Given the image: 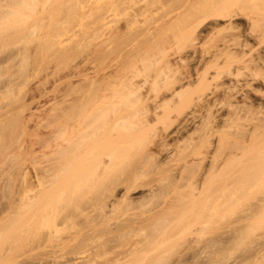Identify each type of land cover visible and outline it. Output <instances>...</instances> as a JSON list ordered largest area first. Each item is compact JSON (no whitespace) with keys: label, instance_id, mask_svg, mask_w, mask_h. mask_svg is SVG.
Masks as SVG:
<instances>
[{"label":"rangeland","instance_id":"1","mask_svg":"<svg viewBox=\"0 0 264 264\" xmlns=\"http://www.w3.org/2000/svg\"><path fill=\"white\" fill-rule=\"evenodd\" d=\"M72 1L70 3H72ZM79 1H81L82 6L79 4H76L75 5L76 10H73L74 9L73 4H75L74 3L75 0H74L73 4H71L72 6L70 5L71 10L68 9V10H66V12H64V11L55 12V13L53 12L49 15L45 14L41 11H39V13H37V12L33 13L37 17H39V16L45 17L47 15L45 18L48 17L51 20L48 19V22L50 21V23H47V24L43 23V26L39 25L41 28L38 26V28H37L38 30H37V32L35 30V34H34V35H36V34L37 35L34 37L32 36L33 39L31 37L28 38V36H29V34H27L28 30L26 28V31H25V29H24L25 25H24V27L22 26L23 27L21 30L22 31L21 37H22V43H23L22 47L26 50V53H24V56L22 59L21 58H18L19 60L17 58L15 60H11L8 58L6 59V57L8 56V53H9V49H11L9 44L6 45L3 48V50L2 49L0 50V56H1L0 57V89H2L0 91V108H2V109H0V119H1L0 120L1 121L0 122V149L2 148L0 151L3 152V153L0 152L2 154L0 156H1V158L3 157V155L5 156V158L3 157V160L1 159V161H0V178H1L0 179V200L2 198V200L0 201L1 202L0 203V209H1L0 210V214H1L0 220H2V222H0V264H45L43 262H44V260L46 261L47 259H49L48 257H51L49 259V261L47 260L49 263H51V261H53L51 259H53L54 257H59L60 255L67 256L66 259H68L69 264H71V263L73 264V262H74V264H80L78 261L80 259H76V257H78L79 255H76L74 253H73L74 254L73 255L71 253L72 248H74L75 246H70V244L73 245L72 242L74 243L75 241H76V244L79 243V241H81V239H82L81 238L82 233H83V236H85L84 235L85 233L86 234L89 233V231H85L88 229H85V230L82 229L83 232L79 231V233H81V234H79L78 232H75L74 229H73L74 231H72V229L69 231V229H68V228H70L69 224H68L69 227L67 229L66 228L64 229V227H61V229L59 230L60 232L59 231L57 232V233H60L61 235H59V234L56 235L57 237L62 236L65 239L64 243L61 244V246L59 245V247H61V248L64 246L61 250V248L59 249V248H57L58 246L56 247V245H55V243L57 242L56 238L51 239V240H54L53 243L51 241H49L48 243L46 242V244L44 243L45 245L44 244H38L39 239H37V238H40L44 232L48 231V230H43V229H46V227L44 225L47 221L42 220L41 224H37V225H39V229L42 228V226H43V228H42L43 233L41 232L42 235L40 234L41 236H39L38 233L40 230L36 228L37 226L36 227L33 226V229L35 228L34 229L35 231H33V229H32L29 232V235L27 236V237L30 236L29 239L27 238L28 241L26 240L27 244H29V242H30L29 245H27V244L25 245V246H27V248L25 246L22 247L21 244H18L21 242V240H19L20 237H17L19 234L18 233L19 232V222L17 219L19 217H17L18 216L17 215L18 207H16V205L18 204L17 201H19L18 194H17V193H19L18 184L20 183V181L22 179H21V176H20V178H18L19 172H17V171L19 169H17V167L20 164L16 163V161L18 162V159H19L18 157L16 159V156L18 154H21L22 152L24 153L23 149L25 148L26 152L24 154L23 159L26 158L25 161H26V165L28 164V166H29L28 169H30L31 171L34 170L33 165H29L30 160L28 158H30L32 156L34 158L36 157V159H33V160H37L39 158V156L41 155L39 153L40 150H39V152L36 151L37 149H40V148L38 147L37 144L34 143V141L36 139L35 133L37 132V123L36 122L43 115H45L46 112H48V109H50L51 106L55 105L56 100H58L55 98H59V97L63 98L64 94H67L64 97V100H65V99H69L72 97L74 98L80 94L79 90H76V89L71 90V87H69L67 85H70V84L75 85L76 83H79V82L81 83V81H84V79H81V78H84L82 74L86 73L87 71H90L91 76H94L93 74H95L96 72H101L100 70L98 71L96 68L98 65H99L98 69L101 68L100 66H102V64H103V66H102L103 69L105 67L104 64L109 65L108 68H111V67L113 68V65H116L117 63H119L120 62L119 60L122 58L119 54V51L120 50L122 51V49H124V48L127 49L128 47H130V45L134 46V47H136V49H138L139 56L135 57V60L132 61L131 64L133 66H130V67L128 66V68L125 71L126 74L132 73L133 69H137L139 67L141 68L142 65H143L142 67H145V65L147 67V64L142 63V62H145L144 58L147 57L146 60H149V59L152 60L153 56H155L156 54H159L158 53L159 51H163L164 49H166V51L164 50L165 52H167V50L170 49L171 53L173 50L179 51L178 48L180 47V45L182 43V35L184 33V30L190 28V25H191V27H193L192 26L193 24H191V23L189 24V22L191 20H192L191 22H194V20L196 22V20H197L196 18L201 17L203 14H206V13L210 14L211 19L207 23H205L204 25L201 24V25H203V27L206 26V27H204L205 29L201 25H199L200 26L199 28H198V26L196 28L197 32L199 31V29H201L200 33L198 32L200 35H199V38L197 41L198 44L196 45L197 46L196 50L198 51V53L196 50H195L196 52H194V54L196 53L197 56L194 55V57H193L194 59H192V58H190V57H192V54H190L191 56L189 54H188V56L185 54H182L181 58H180L181 60L176 61V62H179V61H181V62H179L177 64L174 63L171 65L173 70H175L172 73H175V75H183V74H181V72L182 73L189 72L191 68L193 70L197 69L199 71H202L201 69H206V70H208L209 73H211L215 69L213 66H219V69H218V71L220 72L219 76L214 78V79H211L209 81L211 88H213L212 86L217 84V83H220V84H217L218 85L217 88H219L221 85H224V83H225V85L230 84L231 88L235 89V86L236 85L239 86V83L241 84V86L243 85V80H246V79L247 80L249 79L248 81L251 80L250 81L251 85L248 87L249 90L247 89L246 92H244L245 95L237 96L236 98L238 101L235 99L236 100L235 102H237V103L240 102V105L236 103L237 105H239L237 112L240 113V116H238L239 113H237L235 115V113L230 112L231 110L229 111V108L227 107L229 100L227 97H226V106H225L224 101H223L224 97H222L220 94L218 95L217 102L219 104L220 103L223 104L222 107L220 108V112H218V113H219V115H221L225 118L226 123L225 122L224 123H222V122L218 123V129L219 130L217 129V133H215V136L217 138L219 137L220 140L222 139L221 141H222V143L226 144V147L229 146L226 148L227 150L230 149L231 145L233 146V147L231 146V149L234 148L235 143L238 146L237 151H240V148L242 149V151L240 152V153H242L241 154L242 156L240 155L239 157H237V159H231L230 161L227 160L228 162H226L225 167H224L226 174H228L229 170L230 169L232 170V168L235 166L239 165V166L246 167L250 163L254 164V160H255L256 156L264 155V152L262 151L264 149V126L262 124H260V125H258V127L256 129L253 130V122H257V123H254V125L258 124V122H260L264 116V114L262 115V113H264V0H174V1L173 0H161V2H159L160 4L155 3V5L159 4V5H156L155 8H153L154 4H151L153 6L152 7H151V5H149V6L152 9L148 6L146 8L149 10L145 9L146 11L142 10V11H138V13H136V11H134L132 9H126V11L123 9L121 10L120 7H119V9L115 10L116 11L115 12L113 10L114 7L113 6L110 7L111 4L108 5L110 3V0H109V2H107V0H106L105 1L106 3L104 2V0L103 1L98 0L99 4H100V2H101V4H103V6H102L103 8L100 7L101 4L98 5V2L96 0H94V1L92 0V5L90 7H88L90 4L87 5L89 3V2H87L88 0H85V1L79 0ZM147 1L150 2L151 0H147ZM167 1H168V3H166ZM90 3H91V1H90ZM209 3L212 6H210ZM93 4H94V6H93ZM96 4L98 5L99 8L97 7ZM105 5L110 7V12H109V8H107V6L105 7ZM79 6H80V8H78ZM86 6L88 7V10L86 9L88 11V14H86L87 11L86 12L84 10L82 11V9L86 8ZM95 6H96V10H93ZM91 7H92V9H91ZM104 7L107 9V12L104 9ZM97 8H98V10H97ZM111 8H112L113 12H111L112 11ZM100 9H101V11L105 10V12L99 11ZM127 10L129 11V14L126 13V12H128ZM231 10H233L234 13H236L235 11H237L238 13H236V14H238L239 16L236 15L237 17L233 18V20L231 19L232 21L230 20L231 21L230 23H232V24L230 25L226 21L225 16L227 15L226 17H228L229 14H232L233 11H231ZM91 11H92V13L94 11L93 14L95 16H92L93 14L91 13ZM95 11H97V14L99 15V16H97L98 19H100V18L103 19L101 22L96 19L97 14ZM121 11L122 12L124 11V12L122 13ZM103 12H104V14H103ZM105 13L109 14V15H106ZM25 15H26V13L23 14V16H25ZM101 15L102 16L105 15L104 18ZM218 16L219 17L222 16V19L221 20L217 19ZM105 17L107 19V22H106ZM132 19H133V21H131ZM223 19H225V20H223ZM95 20H97V21H95ZM45 22H47L46 19H45ZM195 22H194V26H195ZM44 24H46L47 26L46 25L44 26ZM188 24H189V26H188ZM126 25H127V27H126ZM111 40H113V41L111 42ZM225 42L227 45L224 44ZM102 44H104V45H102ZM95 45H97V46H95ZM107 46H108V48H104ZM222 47H223V49H222ZM225 48H226V52L224 50ZM94 49H95V51H94ZM221 49H222V51H221ZM205 50H206V53L204 52ZM101 51H103V53ZM211 51L217 52L216 53L217 56H219V54L221 53L220 56L217 58V60L216 61L214 60L215 61L214 63L212 62L213 66H211L212 64L210 62H207V63L211 64V65H208L207 63H205L209 59L208 55L210 56L212 53L214 54V52L211 53ZM96 54H97V56H96ZM199 54H200V56L205 55L203 57V59L201 60L204 62H199V61L197 62V59L200 57ZM98 55H101V56H98ZM150 55H152L151 58L149 57ZM216 55H215V58H216ZM85 56L87 58H89L90 61H83V59H85ZM184 56H185V58H184ZM224 56L226 58H224ZM3 58H5L6 60ZM100 58L102 59L101 61H100ZM182 58H184V59H182ZM91 59H93V61ZM190 59H192V60H190ZM9 60L12 62H10ZM141 60H142V62H141ZM157 60H159V59H157ZM79 61L81 63H79ZM4 62H6V63H4ZM97 62H99L100 64ZM153 62H154V60H153ZM145 63H147V61ZM203 63L207 64V65H204ZM78 66H79V68H78ZM94 66H95V72H92V71H94ZM135 66H138V67L135 68ZM176 66H177V68H176ZM85 67L87 70H85ZM108 68L104 69V70L109 71ZM192 69H191L190 73L193 71ZM151 71H153V67L151 68L150 73H151ZM87 73H89V72H87ZM185 74H187V73H184V75ZM142 77H143L142 75L135 76L134 80L139 82V83H142V80H141ZM69 79H71V81ZM148 81H150V79L145 80L143 82L142 90L144 92H147L148 96L152 97V96L156 95V96H158L157 99L160 98L162 96V94L164 93L163 92L164 89L163 90L160 89V88H163L162 87V85H163L162 81H161V87L160 88L157 87V86H160L159 85L160 84L159 79H158L157 85H152L151 81L150 82H148ZM221 83H223V84H221ZM8 84H9V86H7ZM191 84H193V85H191ZM191 84H188L191 86H187L185 84V87L187 86L188 91L185 93V90H184L183 96L186 98H191L193 95H195V93H194L195 91L202 90V89H200V87H198V86H200V84H197L194 82H192ZM195 84H197V85H195ZM4 86H7V87H4ZM155 87L159 88L161 91L159 89H156ZM185 87H184V89H185ZM65 88H67V89H65ZM204 89L205 88H203V91H204ZM208 89H205V91L208 92L209 91ZM43 90H45V91H43ZM142 90H141V92H142ZM156 90H158L161 94L159 92L156 93L157 92ZM186 94H188V96ZM16 95H17V97H16ZM60 95L61 96L63 95V96L61 97ZM66 96H68V97H66ZM41 98H43V99H41ZM174 100L177 101V99H175V98H174ZM8 101H10V102H8ZM41 101H43L42 104H41ZM13 102H14V104H13ZM21 102H23V103H21ZM24 102H26V103H24ZM35 102L38 104H36ZM171 102H173V103H171ZM171 102H170L171 105L175 104L174 101H171ZM122 103L123 104L119 105L121 107V109H126V107H127V110L130 108L131 109L133 108L129 102L123 101ZM128 104H129V107H128ZM18 106H20V107H18ZM119 106H118V108H120ZM179 106H180V104H179ZM240 106L242 107V110H241ZM176 107L178 108V105ZM176 107H174V108H176ZM262 107H263V110H262ZM169 108L172 109V112H168L169 116L171 117V114H173L177 108L176 109L171 108V107H169ZM12 109H13V111H12ZM18 109H20V110H18ZM33 109H36L35 110L36 112ZM9 110H11L10 113H9ZM259 110H261V111H259ZM30 111H32V112H30ZM169 111H171V110H169ZM4 112H6V113H4ZM38 112H40V113H38ZM254 112L255 113L259 112L258 115L260 117L257 116L259 118V119L257 118L259 121H255V120H257V119H255L256 116H255V118L252 119V117H253L252 115H255ZM7 113H8V115H7ZM29 113L31 114L30 118L28 117V115H30ZM10 115H11V117H10ZM39 116H41V117H39ZM5 117H7V118H5ZM35 117H37V118H35ZM27 118H28V120H27ZM3 119H5V120L3 121ZM7 119H8V121H7ZM15 119H17V120H15ZM31 119L32 120L35 119V120L32 121ZM166 119L165 118H164V120L159 119L158 121H154V123L151 122L152 126L148 127V128H151L152 130L148 129L147 126L144 128L142 127L143 129L140 128L141 129V132H139L140 136L139 135L137 136V138H136L137 140H135V138H134L135 143H136V141L139 140L137 143L140 144L141 147H140V145L138 146V144H136V145L140 150H137V152H136V150L134 148H137V147H136V145L134 147L133 146L134 144H132V146L134 147L133 148L134 150H131L132 149V147H131V149H129L130 152L128 151L129 153L127 152L128 153L127 155H125L126 153L123 154L125 157L121 155L122 158H121V156H120V158H118V160L120 159L119 160L120 163L122 162L120 166H119V164H120L119 162H118L119 164H117L116 166L112 164L113 167H111V168L113 170H111V168H110V170H108L105 173L107 178L102 177L104 179V181L108 180V183H110V184H111V182H109V178H111L110 181L111 180L121 181L122 179H124L123 177L127 176L125 174L128 173L130 170H134L137 165L138 166L136 168H139V165L141 167L142 164H138V163H140V162L143 163V160L145 161L144 158L142 159V157L146 154L145 151H148L147 150L148 148L151 149V147L153 145L152 142H155L157 137L160 135L159 133H164V131L166 132L165 128L170 124L169 123L170 121H168V119L167 120ZM19 120H21V122ZM170 120H172V117L170 118ZM165 121H166V123H165ZM167 121H168V123H167ZM9 124L11 126H8ZM14 124H16L18 126H15ZM20 124H22L21 127H20ZM27 124H29V125H27ZM33 125H36V127H33ZM245 125H247V126H245ZM173 126L174 125L172 124L171 127H173ZM247 127H249V128H247ZM14 128H16V129H14ZM19 128H21L23 130H24V128H26L24 131L25 133H23V130H21ZM28 128L30 129L29 131H28ZM6 129H8L9 132ZM34 129H36V131ZM31 130H32V133L30 132ZM169 130H170V128H169ZM34 131H35V133H34ZM151 131H153L154 132L153 134L156 135L155 137L153 136V138L150 137V134H152V133H150ZM65 132H67V131H65ZM65 132H63L64 135H65ZM32 134H34V135H32ZM141 135H143V136H141ZM8 136H10V138ZM18 136H21V137H18ZM11 137H12V140H11ZM17 137L20 139H17ZM138 137H140V139H138ZM7 138H9V140ZM58 138H60V137H58ZM58 138L56 139V141L58 140ZM31 139L34 141H32ZM28 140H30V141H28ZM60 140L61 139H59V141ZM56 141L53 139L51 141L52 146L45 147L46 150H45V148H42V152L43 151L48 152L49 150H51V148L53 147V144H55ZM21 143H22V146H24L23 149H21V148L14 149L16 145H20ZM230 143H232V144H230ZM28 145H30V146H28ZM32 146L33 147L35 146V148L33 149ZM143 148H144V150L146 148L147 149L144 151ZM201 148L204 149L203 147H201ZM28 149L29 150L31 149L30 150L31 154H30V152H28L29 151ZM202 149H200V150H202ZM20 150H21V153L19 152ZM141 150H143L145 152V154L142 151L144 155L141 154L142 156H139L141 153L140 152ZM227 150H226V152H227ZM10 151L13 153H11ZM35 151L37 153H35ZM198 151L195 150L194 153H196ZM14 152H16V153L19 152V153L18 154L15 153L16 156L14 157ZM133 152L135 154H133ZM7 154H9L10 156L9 155L7 156ZM28 154H30V155L28 156ZM196 154L192 155V156H194L193 158H195V159H197V156H199V155L196 156ZM26 155H27V157H25ZM36 155L37 156L39 155V156L37 157ZM180 155H176V159L174 160L175 163L173 162L174 165H176V166H178L179 164H180V166L183 165L185 163L186 159H190L192 157L191 155L190 156L187 155L186 151L183 154L181 153ZM184 156H186V157H184ZM137 157H140V158H137ZM126 158L129 161H127ZM174 158H175V156H174ZM20 160L21 159H19V161ZM10 161H11V164H10ZM176 163H178V165ZM114 164H116V160H115ZM24 165L22 167H24ZM13 166L16 169H14ZM118 166L120 169L118 168ZM156 166H157L156 164L149 165L148 166L149 168L146 167L147 170H146V168L143 167L144 170H146V171L144 172V170H143L144 173L141 176H139V178H138V180L139 179L141 180L138 182L140 184V186L138 184V188L140 191H136L138 195L141 192L142 193H149L153 189L156 190L157 187H159V184L161 185V183L166 180L165 177H166L167 173L165 174V171H163L164 169L163 170L161 168L157 169ZM180 166H178V167H180ZM11 167H12V169H11ZM116 169H117V171H116ZM31 171L29 173L30 175H31ZM120 172H122V173H120ZM124 172H126V173H124ZM13 174H14V176H13ZM105 174H103V175H105ZM107 174H109V175L107 176ZM120 174H121V176H120ZM9 175L11 176V178L9 177ZM171 175H173V171H171L170 173L168 172V174H167L168 177H170ZM215 175L214 176L212 175L214 178L213 177L209 178L212 180V181H210L211 185H213V183L216 184ZM5 176H7V177H5ZM162 178H164V179L160 183L159 181H161ZM103 179H101V181L100 180L99 181L104 182V181H102ZM99 181H98V184H100ZM238 181H235V183L233 182V184H231L232 186L229 184L231 187V190L227 184L226 188H229V189L226 192L225 210H223L222 208L217 206L213 212H212V210H210L211 212H207L202 207V205H203L202 203L205 202V199H207V197H208V199H210V202L212 200H214V197L216 196V192H212V190L215 189L214 188L215 184L211 188V187H209L210 185L208 186V184H210V183L207 182L208 183L207 185H205L200 190H198L199 193H197L196 190H193V192H192L191 188H189V187L185 188V187H183V185L181 187H175L174 189H168V191L165 190V192L162 193V195L160 197H158L159 200H158L157 204H158V206L159 205L162 206V207L159 206L160 209L164 208V207L166 209H168L169 205L173 204L174 202H176L177 205L179 203V206L181 203L185 204V209H184V206L182 204L180 206L183 208L182 210L177 207L178 210H180L179 213H176V212L170 213V212H172L171 208L168 209L169 210L168 212L165 210V208H164L165 211L163 209H161V210H163L162 212H164V214L165 213L167 214L165 218L172 219L173 215H174L173 216L174 218L177 217L176 220L172 219V221H175L176 223H174V222L172 223V225L174 224V226L167 225V226H169V228L171 227L173 230L171 228L169 229L167 226H166L167 228L165 231L160 230L162 232V235H164L163 232L165 233L167 231L170 233V235L168 233H165L168 236L164 235L165 237L161 238L160 237L161 235H159V233H158L157 236H159L162 241L161 240L159 241V237H158L157 240H158V242H160V244L158 242L155 244L156 245L159 244L160 245L159 247H161L160 249H158L159 248L158 247L157 250H155L156 249L155 246H154L155 249L153 248V246L152 247L150 246L151 243L156 240V238H157L156 235H155L154 239H152L153 241L150 242L147 240L146 243L149 242L147 244V246H150L155 251L154 252L153 250L152 251L149 250L150 252H153V253L147 252L146 255L148 253H150L147 256H142L143 255L142 253H144L143 250L141 253L138 249L137 250L142 255L139 256L138 255L139 253L137 251L135 252V250L132 249L136 253V254H134V252L130 251L131 247L133 248V246H130V245L131 244L134 245V242L136 241L137 247L138 246L140 247V245H141L139 243L140 241L138 242L137 239L135 240V237H137V236H138L137 238L139 240H141V238H142L141 234L142 233L140 231H143V230L146 231V229H147L146 232H149L148 234H150L151 232H152L151 235L154 234L153 231L151 230L152 229L151 227H153V225H151V222L153 223L154 221H156V223H158L157 220H154V217H156L158 219V217L161 218L160 216H162V214H163V213H161L159 215V213L161 212V210L158 209L159 207L153 208L154 210L152 209V211H150L151 213L146 212L147 215H146V213L144 215V213L141 212V213H143L142 216H139V214H140L139 212L141 210H138V211H137V209H136V211L131 210L133 212V214H132L130 211L127 212L125 210V208L123 209V207H120V209H119V210L123 209L122 211H116L117 207H114L115 212L113 211L112 214L109 212L110 216L111 215H113V216H111V217L109 216V218L107 217L105 219L106 221L102 219L103 222L100 221V223L102 222L101 223L102 225L99 224L100 225L99 226L97 224V226L99 227L98 230L100 232V234H98V237L100 236V237H102V239L105 238V240L110 237L109 240H113V241L110 242V241L106 240L107 242H110V243L106 242V245L104 246L105 243L102 244L101 242H105V241H102V240L100 241V239L98 237H95V239L98 238L99 240H92L91 237L88 236L90 233L86 235V237L88 236L89 238L83 237L84 240L89 239V241H92V242H89L87 240L88 242L85 243V246H83L84 249L86 248V250H87L89 248V250H90V251L87 250L84 255H86V256H88V254L92 255L91 260H93L92 261L93 263L90 261L91 263L88 262L87 264H109V262L106 263V261H108V260H110V262L114 263L115 260H113V259L118 255H121V257H122V255H124L126 251H127L126 256L130 255V252H132L131 254H134L135 258H136V255L138 257L134 260L132 258L128 259L129 258V256H128V257H126L127 259L124 258L125 263L127 261V263H130V264H168V263H170L171 260L173 261V259H170L169 255L172 254L171 257H174L176 259L178 257V260H181V259H179V256L181 255L180 258L184 257L185 250H187L186 252L188 253L189 256L192 255V257L191 256L189 257L188 255H186L189 258L188 261L190 260V258L192 260H194L197 257L198 260H196V261L198 263H196L194 260L193 262H195V263H193V264H201V263L204 264L206 260L203 261V258H205L207 256H211V255H212L211 258L210 257H209V259L205 258L207 260H210V261H207V263H210V264L211 263L212 264H264V211H261L257 215H254V216L252 215V217H250L251 219L246 216V214L248 213L246 211V209L248 208L250 210V208H255L257 206V203L260 202V197L264 193V172L263 173H262V171L258 172V175L254 174L248 183H244V182L242 183L240 181H239L240 183H237ZM185 182H186V180H185ZM185 182L182 181L180 183L183 184ZM106 183H107V181H105L104 183H101L100 185H102V187H103V185H105ZM164 183H166V182H164ZM235 184H236V186H235ZM107 185L108 184H106V186ZM109 186L110 185H108L107 187H109ZM141 186H142V188H140ZM232 187H233L234 191L236 190L238 193H236V191L232 192L233 191ZM119 188H121V186ZM70 190H68L66 195H63V197L67 196V194L69 192H72L73 193L72 195H68V198L62 197L64 199V201L67 199L65 201V203H63V200L61 202L63 205L66 204L65 205L66 207L61 204L62 208H64V207L66 208V209L64 208L65 210H63L64 211V213L62 214L63 217L61 216V213H57L58 211L56 212V210H55L56 214L55 213H53V214L56 215V217L61 216L62 218H64L65 217L64 215L68 211H69L68 212L69 214L74 213L75 215H77L75 213V211L73 212L75 207L73 206V208H72V205L76 201H78V203H79V199H80L81 195L77 196V193H74L77 190H75V191H70ZM82 190H80V193L82 194V198L84 197L83 199L86 198L85 196L87 195V193L89 196V197H87L88 200H90L91 198L94 197V196L91 197L89 195V191L87 190V188H86V190L82 188ZM84 190L86 192L87 191L88 192L86 193V192H84ZM10 191H11V193H10ZM166 191H167V193H166ZM229 191H230V193H229ZM82 192L84 193V195ZM91 192L94 193L93 191H91ZM91 192H90V194H91ZM231 192L233 194H231ZM191 193H194L197 198L194 197V195ZM12 194H15V195H12ZM73 195H75V196L73 198V201L71 202ZM91 195H93V194H91ZM133 195H136V194H133ZM77 197H79L78 200H77ZM177 197H179L181 199L186 198V201H188V203L183 202L182 200H180ZM163 198H165L166 200L164 199L165 200L164 201ZM175 198H177V201H175ZM81 199H80V201H81ZM191 199L193 201V204H191L192 203ZM88 200H86L87 205H84V202L81 201L83 204L82 206H85V207L88 206V208H89V206H91L89 204H92L93 201L91 199L88 203ZM67 201H70L71 204L69 205V203ZM172 201H173V203H172ZM180 201H181V203H180ZM13 202H14V204H13ZM90 202H92V203H90ZM163 202H165V203H163ZM186 203L189 205V207L191 206L190 207L191 209L189 207H187ZM194 204L197 206H195ZM74 205H77V204H74ZM166 205H168V206L166 207ZM173 206H174V204H173ZM6 208H8V209H6ZM187 208H189V209H187ZM5 209H6V212L4 211ZM86 209H87V207H86ZM90 209H89V211H90ZM157 209H158V212L155 211ZM174 209H176V207H174ZM197 209H199V210H197ZM263 209H264V207H263ZM71 210H72V212H71ZM124 210L126 212H124ZM7 212H8V214H7ZM52 212H54V211H52ZM94 212H92V213L96 214L95 210H94ZM123 212H124V214H123ZM11 213H13V214H11ZM14 213H16V216ZM97 213H98V211H97ZM120 213H122V214H120ZM134 213L135 214L138 213L136 216H139V219L145 220V221L140 220V222L141 223L146 222V224H144V223H142V224L146 225L147 227L145 226L144 229H141L142 225H140V223L138 222L139 219H137L138 217H136L134 215ZM153 213H156V215L154 214V216H153ZM9 214H11V215H9ZM74 214H72V215H74ZM157 214L159 215L158 217H157ZM168 214H169V216H168ZM6 215H8L9 218H5ZM148 215L152 216L154 221L151 220L152 218L149 217ZM61 217L57 218V220L55 218V220H54L56 223L58 222L59 225H60V222L63 221V219ZM80 217L81 216L76 217L77 223H80L78 221H82V219L84 218L83 216H82L83 218L82 217L80 218ZM147 217H149V219L151 221L148 220L149 222H147L146 221L148 219ZM178 218H180L181 221ZM58 219H60L61 221ZM107 219L108 220L110 219V220L108 221ZM123 219H126V220L128 219L130 221V223L131 222L135 223L133 225L131 223L133 229H134V227L137 228L138 231L141 229L139 231L141 238H139V234H137L135 236L129 235L132 237H126L125 236L126 238L118 237L121 235L124 236V232L127 231L128 229L130 230L132 228V227L130 228L131 225L128 226L129 228L128 227L123 228V225H125L124 221H126ZM100 220H101V218H100ZM204 220L206 221V223L203 222ZM12 221H13V223H12ZM86 221L87 220H84V222H86ZM96 221H98V220H96ZM133 221H135V222H133ZM164 221H166V220L164 219ZM170 221L171 220H169L167 222H170ZM84 222H81V223L83 224ZM117 222L123 223V224H120V226H122L121 228L119 227V223H117ZM136 222L139 224L136 225ZM37 223H39V222H37ZM86 223H89V221ZM98 223H99V221H98ZM103 223H105V224L103 225ZM107 223L109 224L108 226H107ZM147 223H149V224H147ZM156 223H155V225H156ZM160 223L165 225L166 222L161 221ZM178 223H180V224L178 225ZM84 224H83V226L82 225L81 226L84 227ZM129 224H127V225H129ZM158 224H157V226H158ZM162 224H160V225H162ZM87 225L88 224H86L85 226H87ZM79 226H80V224H79ZM105 226L108 227L107 230L109 229V226H110V228H111V226H112V228H114L115 226H118V230H117V227H115L114 229H116L115 230L116 233L119 231L118 233H120V235H118V233L116 235L115 233L108 232L106 229L103 230L102 228H106ZM157 226H154V227L157 228ZM84 228H87V227H84ZM122 228L124 229V231ZM158 228H161V227H158ZM162 228H163V226H162ZM100 229H102V231H100ZM119 229H121V231H123V233L120 232ZM133 229H131L130 232ZM137 229H135L133 231V234H136L134 232ZM164 229H165V226H164ZM8 230H10V231H8ZM36 230H38V231H36ZM154 230L156 231L155 233L157 234L158 231L155 228H154ZM105 231H107L108 234H106ZM109 231H112V230L109 229ZM115 231L113 230V232H115ZM138 231H136V232H138ZM195 231L197 232V234L200 233L199 234L200 236L197 235L195 233ZM70 232H72V233L75 232L76 234L72 235V234H70ZM102 232L104 233L103 235H102ZM34 233H36V235L38 234V236L36 237V235ZM111 233L114 235H111ZM10 234H12V235H10ZM31 234H32V236H31ZM143 234H145V233L143 232ZM78 235H80L79 240H78V238H79ZM105 235H108L109 237H107ZM146 235L147 234H145V236ZM10 236H12V237L10 238ZM65 236H67V238H65ZM112 236L115 238L112 239ZM153 236H151L148 239L151 240V238H153ZM192 236H194V237H192ZM223 236H225V237H223ZM74 237H76V238L78 237L77 240H76V238L74 239ZM144 237L142 238V240L146 238V237L145 238ZM168 238H172V239H168ZM221 238H226V240L222 239L223 241L226 242V245L221 240ZM72 239L75 241H73ZM14 240H15V243H14ZM40 240H41V238H40ZM66 240H68L69 242ZM133 240H135V241H133ZM168 240H169V242H168ZM219 241H221V242H219ZM12 242H13V244H12ZM50 242H51V244H50ZM141 242H143V241H141ZM197 242H198V246L196 244ZM68 243H70V244H68ZM100 243L102 246L100 245ZM199 243H200V245H202V243H204L203 244L204 246H205V244H208L205 246L206 248H208L207 246H209V245H211V246H209L210 248H208L206 251H203V249L205 250L206 248L202 245V248H203L202 249L201 246L199 245ZM53 244L55 245V248H57V249L54 250ZM194 244H196V245H194ZM16 245H17V247H19V249H17ZM40 245L41 246L44 245V246L41 247ZM153 245H154V243H153ZM222 245H225V246H222ZM37 246H38V249H37ZM45 246L46 247L48 246L49 248H46ZM166 246H167V248H166ZM40 247H41V249H39ZM128 247H130V248L128 249ZM199 247L202 250H199ZM29 248H31V249H29ZM190 248H192V251H194V250L198 251L197 252L198 255L196 256L195 251H194V253H192V251H191V254H190V251H189ZM193 248H194V250H193ZM223 248H226V249L224 250ZM258 248H260V249L258 250ZM35 249H37V250H35ZM164 249H165V251H163ZM209 249H211V250H209ZM221 249H223L224 252ZM31 250H33V251H31ZM52 250L54 252L57 251L58 254L56 253V256H55V253L53 254ZM58 250H59V252H58ZM256 250H257V252H256ZM28 251H29V254H27ZM67 251H68V254H67ZM169 251H171V252H169ZM201 251H203V253H201ZM24 252L26 253V255L23 254ZM35 252H37V253H35ZM50 252H52V254H50ZM91 252H93V253H91ZM163 252L165 254L166 253L168 254V252L171 254H168L169 257H164ZM206 252H208V253H206ZM105 253H106V255H105ZM160 253H162V254H160ZM175 253H177V254H175ZM199 253H201V256L205 255V257H202V258H201V256L199 257ZM99 254L101 256H99ZM103 255H104V257H102ZM158 255H161V256L158 257ZM176 255H179V256L175 257ZM28 256H29V258H28ZM46 256H48V257H46ZM73 256L74 257L76 256V257L74 258ZM95 256H99L100 258L95 257ZM134 256L132 255L131 257L134 258ZM63 257H61V258L59 257L58 260L60 259V262L63 261V262H65L64 264H68L67 260L62 259ZM69 257H71L72 259L74 258L76 260H74V259L69 260V259H71ZM161 257H163L164 259L165 258H167V259H165V261H164L161 259ZM187 257H185V259ZM41 258L42 259L45 258V259L43 261H41L42 260ZM96 258H98V259H96ZM89 259H90V257H89ZM155 259L158 262H155ZM192 260H190V264H192L191 263ZM71 261H73V262H71ZM174 261H175V259H174ZM188 261L185 264L189 263ZM201 261H203L204 263ZM175 262H177V261H175ZM125 263H123V264H125ZM177 263L173 262L170 264H177ZM180 263L181 262H179L178 264H180ZM207 263H205V264H207ZM114 264H116V262Z\"/></svg>","mask_w":264,"mask_h":264},{"label":"bare ground","instance_id":"2","mask_svg":"<svg viewBox=\"0 0 264 264\" xmlns=\"http://www.w3.org/2000/svg\"><path fill=\"white\" fill-rule=\"evenodd\" d=\"M71 1L72 0H0V50L1 49L3 50V48L6 45H8V44L11 47V49H9L8 56L7 57L5 56L6 59L7 58L8 59H11V60H15L16 58L17 59L18 58H21L22 59L23 56H24V53H26V50L22 47V44L23 43H22V37H21V32H22L21 30L24 27V25H25V27H24L25 31H26V28L28 30L27 31L28 32L27 34H29L28 38L31 37L33 39V37L37 35V34L36 35H34V34H35V30L37 32V30H38L37 28H38L39 25L40 26H43V23H46V24L47 23H50V21L48 22V19H50V18H48V17L45 18L47 15L45 17H43V16L42 17H40V16L37 17L33 13H36V12L39 13V11H41V12L49 15V14H51L53 12L54 13L55 12H60V11L66 12V10L70 9V5L73 4V2H74V0H73L72 3H70ZM90 1H91V3H90ZM90 1L89 0L87 1V2H89L87 5L90 4L88 7H90L92 5V0H90ZM96 1L98 2V0H96ZM105 1L106 0H104V2ZM107 2H109V0H107ZM159 2H161V0H151L150 2H148L147 0H116V1L115 0H110V3L109 4L107 3V4L108 5L111 4L110 7L113 6L114 7L113 8L114 11L117 10V9H119V7H120L121 10L123 9V10L126 11V9H132V10L136 11V13H138V11H142V10L146 11L145 10V9H147L146 7H148L151 4H154V7L153 8H155L156 5H159L160 4ZM74 3H75V4H73L74 5L73 6L74 9L72 7L71 8L73 10H76L75 9V5L76 4L81 5V1L75 0ZM155 3H159V4H156L155 5ZM166 3H168V1ZM100 4H101V2H100ZM100 4L98 2V5H100ZM98 5H97V7H98ZM209 5H210V3H209ZM93 6H94V4H93ZM102 6H103V4H101L100 7L103 8ZM106 6L107 5H105V7ZM152 6L153 5H151V7ZM210 6H212V5H210ZM88 7L86 6V8L82 9V11L84 10L86 12L88 10ZM105 7H104V9L107 12V9ZM110 7L107 6V8H109V12H110ZM78 8H80V6ZM98 8H97V10H98ZM91 9H92V7H91ZM93 10H96V6L94 7ZM105 10H102V11L105 12ZM111 10H112V8H111ZM113 10L111 12H113ZM147 10H149V9H147ZM99 11H101V9ZM231 11H233V10H231ZM95 12L97 14V11H95ZM104 12H103V14H104ZM235 12L238 13L237 11H235ZM25 13H26V15L23 16V14H25ZM91 13H92V11H91ZM93 13H94V11H93ZM126 13L129 14V11L126 12ZM236 13H234V11H233V13L232 14H229L228 17H226L227 15L225 16L226 21L230 25L232 24L230 22L233 20V18L237 17L236 15H238V14H236ZM86 14H88V11H87ZM106 15H109V14H106ZM92 16H95V15L93 14ZM97 16H99V15L97 14L96 17ZM104 16L105 15H103L102 17L104 18ZM45 19L47 20V22H45ZM96 19L99 20L100 22L103 20L101 18H100L101 20L98 19V17ZM105 19H106V17H105ZM196 19H197L196 22L194 20L195 26H194V22H191L192 20L189 22V24L190 23L193 24L192 26L194 28L191 27V25H190V28L187 27L188 29H185L184 30V33L182 35V43H181L180 47L178 48L179 51L173 50L172 53H171L170 52L171 51L170 49H168L167 52H165L166 49H164L165 51L162 49L165 53L163 51H159L158 52L159 54H156L157 55V56L155 55L156 57L153 56L152 60L151 59L146 60L147 57L144 58L145 59V62L147 61V63L142 62V60H141V62L143 64H147V67H146V65H145V67H142L143 66L142 65L141 68L140 67L137 68L138 66H135V68H137V69H133L131 67L133 69V72L132 73H129V74H126L125 71L128 68V66L129 67L130 66H133L131 64L132 61L135 60V57H138L139 56L138 49H136V47L130 45V47H128L127 49L124 48V49H122V51L121 50L119 51V54H120V56L122 58L121 59L119 58L120 59L119 60L120 62L117 63L116 65H113V68L111 67L112 69L111 68H108L109 65H105L104 64V66H105L104 69H107L108 68L109 71L104 70L102 68L103 64H102V66H100L101 68L98 69V66L99 65L97 64L98 66L96 68H97L98 71L100 70L101 72H96L95 74H93L94 76H91L90 71H87L89 73L86 72V73L82 74L84 78H81V79H84V81H81V83L80 82L79 83H76L75 85L74 84L73 85L72 84L67 85V86L71 87V90H73V89L79 90L80 91V94L79 95H77L74 98L72 97V98L65 99V100H64V97L67 94H64V93H63L64 94V97L63 98H60V97L59 98H55L54 97L55 99H58V100H56L55 105L51 106L50 109H48V112H46L45 115H43L42 117L39 116L41 118L39 120L37 119L38 121L36 122L37 123V132L36 133H35L36 129H34L35 130L34 133L36 134V136H35L36 139L34 138L35 141L31 139L32 141H34L35 144L38 145V147L40 149H37L36 151L39 152V150H40L39 153L41 154L40 156L38 155L39 158L37 160H33V159H36V157L34 158L32 156L30 158H28L30 160L29 161V163H30L29 165H33L34 170L31 168L33 171H31L30 169H28L29 166H28V164L26 165V161H25L26 158L23 159L24 154L26 152L25 151L26 149L24 148V146H22V143L20 145H16L15 146L14 149H16V148L23 149L24 148L23 149L24 150V153L23 152L21 153V150L19 151L21 154H18L19 152L18 153L14 152V157L16 156L15 153L19 155V156L18 155L16 156V159H17V157L19 159H21V160L23 159L22 161L21 160L19 161V159H18V162L16 161L17 164L18 163L20 164L19 165L20 167L19 166L17 167V169H19L17 172H19L21 174L20 175L18 173V175H19L18 178H20V176H21V179H22L20 181V183L18 184V186H19V188H18L19 193H17V194H18L19 201H17L18 204L16 205V207H18V209H17L18 210V213H17L18 216L17 217H19L17 219L18 222H19V232H18L19 234H18L17 237H20L19 240H21V242L18 243V244H21L22 247L25 246L27 244V241H28L29 237H30V236L29 237H27V236L29 235V232L33 229V226L34 227L37 226L36 228L39 229V225H37V224H41V221L44 220V221H47V222L46 223L44 222L45 225L42 223L46 227V229H43V230H48V231L43 233L42 232L43 231L42 230L43 226H42V228L39 229L40 230L39 233H38L39 236L42 235L41 232L43 233V235L40 237L41 240H40V238H37V239H39L38 240V244H44V243L46 244V242L48 243L49 241H51L53 243L54 240H51V239L52 238H56L57 239V242L55 243V245H56V247L58 246L57 248L60 249L61 247H59V245L61 246V244L64 243L65 239L62 236H60V237L58 236L57 237L56 236L57 234L61 235L60 233H57V232L61 229V227H64V229L65 228L67 229L70 226V228H68L69 231L72 229V231L75 230V232H78V233H79V231L80 232L81 231L83 232V230L88 229V230H85V231H89L90 234L87 233V234H89L88 236L91 237L92 240H99L100 239V241L101 240L102 241H105V242H101L102 244L105 243L104 244V246H105L107 241H110L111 242L113 240H109L110 237L108 235H105V236L109 237V238L106 237L107 238L106 239L107 241L105 240V238L102 239V237H100V236L98 237V234H100V232L98 230L99 227L97 226V224L99 225L107 217L109 218L110 213L112 214L113 211L115 212V210H114L115 208L114 207H117L118 208V209L116 208V211H122L125 208V210L127 212L130 211L132 214H133V212H132L133 210H135V211H136V209H137V211L138 210H141L139 212L141 215L139 214V216H142L143 213H144V215H145L146 212L151 213L150 211H152L153 208H155V207L158 208L159 206H161V205L158 206V204H157L158 203V200H159L158 197H160L162 195V193L165 192V190L168 191V189H174L175 187H181L183 185V187H185V188L186 187L191 188V191L192 192H193V190H196L197 193H199L198 190H200L202 187H204L208 183H210V184H208V186L210 185L209 187H211V188L213 187V185L215 183H213V185H211V182L210 181H212V180L209 179V178L210 177L212 178L216 174L215 175V177H216L215 178L216 184L214 185L215 186L214 187L215 189L212 190V192H216V196L214 197V200H212L211 202H210V199H208V197H207V199H205V202L202 203L203 204L202 207L207 212H211L210 210H212V212H213L217 206H219L220 208H222L223 210H225V206H226V192L228 191L229 188L231 190L230 185L233 184V182L235 183V181H238L239 180L242 183L243 182L244 183H248L251 180V177L254 174L255 175H258V172H261V171H262V173L264 172V155H260V156H256V158L254 160V164L253 163H250L246 167L239 166V165L238 166H235V167L232 168V170L231 169L229 170L228 174H226V171H225V168L224 167H225L226 162H228L227 160L230 161L231 159H237V157H239L242 154V153H240L242 151V149L240 148V151H237L238 146L235 143L234 148L231 149V146H232L231 145L230 146V149L227 150L226 148L229 147V146L226 147V144L225 143H222V141H221L222 139L220 140L219 137L217 138L215 136V133H217V129H218V123L219 122H222V123L225 122V118L223 116L219 115V113H218V112H220V108L223 105V104H221V103L219 104L217 102L218 95L220 94L222 97H224V100L223 101H224V105L225 106H226V97L228 98L229 102H228L227 107L229 108V111L231 110L230 112L235 113V115H236L237 113H239L237 111H238V106L240 105V102L239 103L235 102L237 100L236 97L239 96V95H245L244 92H246V90L248 89V87L251 85V83H250L251 80L250 81H248L249 79L248 80L247 79L246 80H243V85L241 86V84L239 83V86L236 85L235 86V89L231 88L230 84H226L225 85V83H224V85H221L219 88H217V86H218L217 84H220V83H217V84L213 85L212 86L213 88H211L210 87V84H209V81L211 79H214V78L218 77L219 74H220V72L218 71L219 66H213V64H212V62L214 63L217 60V58L220 56V54H221L220 53L219 56H217L216 55L217 52H215V51H211V53L214 52V54L212 53L213 55L212 54L210 56L208 55L209 59L207 58L208 60L206 59L207 61L205 62V63L210 62L212 65L211 64H208V63L207 64L208 65H211V66H213L215 68L214 71H212L211 73H209L208 70H206V69H201L202 71H199L197 69L196 70H193L192 68L191 69L193 71L190 73V71H191V69H190V71L188 70L189 72H184V73H187L185 75L182 72H181V74H183V75H175V73H172L175 70H173V68H172L171 65L174 64V63L177 64V63L181 62V61H179V62H176V61L181 60L180 58H181V55L182 54H185L187 56H188V54L189 55L192 54V57H190L191 55L189 56L192 59H194L193 58L194 55L197 56V54L196 53L194 54V52L197 51L196 50L197 49L196 48L197 47L196 45L198 44L197 41H198V38H199V35H200L199 33H200V30L201 29H199V31H198L199 33H198L197 30H196V28H197V26L199 28L200 27L199 25H201V24L204 25L205 23H207L211 19V17H210V14H207L206 13V14H203L201 17L196 18ZM217 19L221 20L222 19V16L221 17L218 16ZM225 19H223V20H225ZM97 20H95V21H97ZM131 21H133V19ZM106 22H107V19H106ZM46 24H44V26ZM189 24H188V26H189ZM203 25H201V26L203 27ZM126 27H127V25H126ZM204 27H206V26H204ZM112 41L113 40H111V42ZM224 44H226V42ZM102 45H104V44H102ZM95 46H97V45H95ZM104 48H108V46L107 47H104ZM222 49H223V47H222ZM222 49H221V51H222ZM224 50L226 52V48ZM94 51H95V49H94ZM103 51H101V52L103 53ZM204 52L206 53V50ZM197 53H198V51H197ZM97 54H96V56H97ZM215 55H216V58H215ZM98 56H101V55H98ZM151 56L152 55H150L149 57L151 58ZM199 56H200V54H199ZM204 56L201 55L197 59V62L198 61L199 62H204V61H201ZM184 58H185V56H184ZM184 58H182V59H184ZM224 58H226V57L224 56ZM3 59H5V58H3ZM157 59H159V60H157ZM192 59H190V60H192ZM91 60L93 61V59H91ZM101 60L102 59L100 58V61ZM153 60H154V62H153ZM83 61H90V59L85 56V59H83ZM10 62H12V61H10ZM99 62H97V63H99ZM4 63H6V62H4ZM79 63H81V62L79 61ZM207 64H204V65H207ZM152 67H153V71H151V73H150V70H151ZM78 68H79V66H78ZM176 68H177V66H176ZM85 70H87L86 67H85ZM92 72H95V66H94V71H92ZM139 75H142L143 76L142 79H141L142 80V83H139V82H137V81L134 80V77L135 76H139ZM149 79H150L152 85H157V82H158V79H159L160 80V84H159L160 86H157L159 88L161 87V81H162V84H163L162 87L163 88H160V89L161 90L164 89V91H163L164 93L162 94L161 97L159 96L160 98L157 99L158 96H156V95L155 96H152V97L151 96H148V93L147 92H144L142 90L143 82L145 80H149ZM69 80L71 81V79H69ZM150 81H148V82H150ZM82 82L83 83L85 82V83L83 84ZM192 82L197 83V84H200V86H198V87H200V89H202V90L195 91L194 92L195 95H193L191 98H186V97L183 96L184 95L183 92H184V90H185V93L188 91L187 86L193 85V84H191ZM185 84L187 85L186 87H185ZM188 84H191V85H188ZM197 84H195V85H197ZM221 84H223V83H221ZM7 86H9V84ZM7 86H4V87H7ZM157 87H155V88L156 89H159ZM184 87H185V89H184ZM67 88H65V89H67ZM203 88H205V89H208L209 88L208 89L209 91L207 92V91H205V89L203 91ZM1 90L2 89H0V91ZM141 90H142V92H141ZM43 91H45V90H43ZM156 91H157L156 93L159 92L158 90H156ZM186 95L188 96V94H186ZM16 97H17V95H16ZM66 97H68V96H66ZM174 98L177 99V101L174 100ZM41 99H43V98H41ZM170 100L171 101H174V103L176 105L175 104H172L171 105V103H173V102H171ZM123 101L124 102L125 101L126 102H129L130 105H132L133 108L132 109L130 108V109L127 110V107L125 106L126 109H121V107L119 105L120 104H123L122 103ZM8 102H10V101H8ZM21 103H23V102H21ZM24 103H26V102H24ZM42 103H43V101H41V104ZM236 103L239 104V105H237ZM13 104H14V102H13ZM36 104H38V103H36ZM179 104H180V106H179ZM177 105H178V108L176 107ZM118 106L120 108H118ZM18 107H20V106H18ZM128 107H129V104H128ZM169 107H171V108L176 107L177 108V109L174 108L176 110H175V112L173 114H171L172 120H170L171 117L169 116V113H168V112H172V109H170ZM0 109H2V108H0ZM18 110H20V109H18ZM33 110L35 111L36 109H33ZM169 110H171V111H169ZM241 110H242V107H241ZM262 110H263V107H262ZM10 111L11 110H9V113H10ZM12 111H13V109H12ZM32 111H30V112H32ZM259 111H261V110H259ZM4 113H6V112H4ZM38 113H40V112H38ZM258 113L259 112H257V113L254 112L255 115H252L253 116L252 119L255 118V116H256L255 119H257L258 117H260L258 115ZM263 114L264 113H262V115ZM7 115H8V113H7ZM238 116H240V113L238 114ZM10 117H11V115H10ZM28 117L30 118L31 117V114L28 115ZM5 118H7V117H5ZM35 118H37V117H35ZM164 118L165 119L167 118L168 121H170L169 122L170 123L169 124L170 126L168 125L165 128L166 132L164 131V133H159L160 134L159 136L157 135L158 136L157 139L156 140L154 139L155 142H152L153 145H152L151 149L150 148H148V149L146 148L148 151H145L146 149L144 150V148H143V150L146 152V154H145V152L143 150L140 151L141 153H140V155L138 154L139 156H142L141 154H143V152L145 154V155L143 154L144 156L142 157V159L144 158L145 161L143 160V163L142 162L138 163V164H142L141 167L139 165V168H136L138 166L137 165L136 167L134 166L135 167L134 170H130L128 173H126L127 171L124 172V173H126L125 175H127V176L126 177H123L124 179H122L121 181H118V180H115V181L111 180L110 181L111 178H109V182H111V184H110V183H108V180H105V181H107L106 184H108L110 186L107 187L108 185L106 186V184H105L102 187V185H100V184L105 182L103 178L104 177L107 178L105 173L108 170H110L111 167H113L112 164L116 166L117 164L120 163V161H119L120 159L118 160V158H120L121 155L124 156L123 154H125V153H126L125 155H127L130 152L129 149H131V147H132L131 150H134L135 149L136 152H137V150H140L137 147V145H136V144H138L137 142L139 140L136 141V143H135V140H137L136 138L139 135V132H141V129H143L146 126H147V128L148 127H151L152 126L151 122L154 123V121H158L159 119L160 120H162V119L164 120ZM258 119L255 120V121H259ZM4 120L5 119H3V121ZM15 120H17V119H15ZM27 120H28V118H27ZM34 120H32V121H34ZM7 121H8V119H7ZM19 121L21 122V120H19ZM168 121H167V123H168ZM165 123H166V121H165ZM254 123H257V122H253V130L256 129L258 127V125H260V124H262L264 126V116L261 119V121L258 122V124H255L254 125ZM10 124L8 126H11L12 125V124L11 125ZM172 124L174 125L173 127H171ZM14 125L15 126H18L16 124H14ZM21 125L22 124H20V127H21ZM27 125H29V124H27ZM245 126H247V125H245ZM33 127H36V125H33ZM168 127L170 128V130H169ZM26 128H24V130L21 129V128H19V129L23 130V133H25L24 131H25ZM247 128H249V127H247ZM14 129H16V128H14ZM148 129H151V128H148ZM6 130H8V129H6ZM29 130L30 129L28 128V131ZM65 131H67V132H65ZM8 132H9V130H8ZM30 132L32 133V130ZM63 132H65V135L63 134ZM150 133H152V134H150V137L153 138V136L154 137L156 136V135L153 134L154 133L153 131H151ZM32 135H34V134H32ZM141 136H143V135H141ZM8 137L10 138V136H8ZM18 137H21V136H18ZM18 137H17V139H20ZM58 137H60V138H58ZM9 138H7V139L9 140ZM57 138H58V140L56 141ZM134 138H135V140H134ZM53 139L56 141V143L53 144V147L51 148V150H49L48 152H46V151L45 152L44 151L42 152V148H45L47 146H49V147L52 146L51 145V141ZM59 139H61V140L59 141ZM138 139H140V137H138ZM11 140H12V137H11ZM28 141H30V140H28ZM132 144H134L133 145L134 147L136 145L137 148H134L132 146ZM230 144H232V143H230ZM139 145L140 144H138V146ZM28 146H30V145H28ZM140 147H141V145H140ZM201 147H203L204 149H202ZM32 148L34 149L35 146L34 147L32 146ZM200 149H202V150H200ZM30 150L28 152H30ZM45 150H46V148H45ZM195 150L196 151L199 150L198 152H196L197 154L194 153ZM226 150H227V152H226ZM36 151H35V153H37ZM185 151L187 152V155H189V156L190 155L192 156L194 154H196V156L197 155H199V156H197V159L193 158L194 156H192L190 159H186L185 160V163L183 165H181V166H180V164L178 165V163H176L180 167L174 165V163H175L174 160L176 159V155H180L181 153L183 154ZM262 151L264 152V149ZM0 152L3 153L2 151H0ZM134 152H133V154H135ZM1 153H0V155H2ZM11 153H13V152H11ZM30 154H31V152H30ZM30 154H28V156ZM8 155L9 154H7V156ZM122 156H121V158H122ZM174 156H175V158H174ZM3 157L5 158L4 155H3ZM3 157L1 158V156H0V161H1V159L3 160ZM25 157H27V155ZM184 157H186V156H184ZM137 158H140V157H137ZM115 160H116V164H114L115 163ZM126 160H127V158H126ZM127 161H129V160H127ZM121 163L119 164V166L121 165ZM10 164H11V161H10ZM152 164H156L157 165L156 166L157 169L158 168H161L162 170L164 169L163 171H165V174L166 173L168 174V172L170 173L171 171H173V175H171L170 177H168L167 174H166V177H165L166 180L163 181L164 178H162L161 181H159V182L161 183L163 181L162 182L163 184L162 183H161V185L159 184V187H157L156 190L153 189L154 191L152 190L149 193H142L141 192L138 195L136 191H140L139 188H138V184H139L138 182L141 181L140 179L138 180V178H139V176H141L147 170L146 167H148L149 165H152ZM23 165H24V167H22ZM119 166H118V168H119ZM143 167L146 168V170H144ZM13 168H14V166H13ZM11 169H12V167H11ZM14 169H16V168H14ZM29 170L31 171V175L29 174L30 173ZM111 170H113V169L111 168ZM143 170H144V172H143ZM116 171H117V169H116ZM120 173H122V172H120ZM103 174H105V175H103ZM108 175L109 174H107V176ZM13 176H14V174H13ZM120 176H121V174H120ZM5 177H7V176H5ZM9 177L11 178L10 175H9ZM101 179H103L102 181H104V182H100ZM181 180L183 182H185V180H186V182L183 183V184H181L180 183V182H182ZM98 181L100 182V184H98ZM239 181L237 183H240ZM164 182H166V183H164ZM227 184H228L229 188H226L227 187ZM120 186H121V188H119ZM139 186H140V184H139ZM235 186H236V184H235ZM85 187L89 191V195L91 197L94 196L93 198H91L92 201H93V203L90 202L92 204H89V205H91V206H89V208H88V206H86L87 209H86L85 206H82L83 205L82 202H84V205H87L86 200H88L87 197H89L88 196V193H87L88 191L87 192L85 191L86 190ZM82 188L85 189L84 192L87 193V195L85 196L86 197L85 199H83L84 197L82 198V194L80 193V190H82ZM140 188H142V186ZM232 189H233V187H232ZM68 190H70V191L77 190L74 193H77V196H80L81 195L80 196V199L82 198L81 199L82 202L80 201L79 197H77V200L79 199V203H78V201H76L74 203V204H77V205H74L72 203L73 204L72 205V208H73V206L75 207L74 210L73 209L72 210H73V212L75 211V213L77 215H75L74 213H72L74 215H72L71 213L69 214L68 213L69 211H68L67 212L68 214L66 213L64 215L65 217L62 218L63 217L62 214L64 213L63 210L66 209L65 208L66 207L65 206L66 204L63 205L61 202L63 200V203H65V201L67 199L64 201L63 198L64 197L65 198L66 197L68 198V195H72L73 194L72 192H69L67 194V196H64L63 197V195H66V193H67ZM90 190L93 191L94 193H92ZM167 191H166V193H167ZM235 191L233 189L232 192H235ZM90 192L93 195H91ZM232 192H231V194H233ZM10 193H11V191H10ZM229 193H230V191H229ZM236 193H238V192L236 191ZM133 194H136V195H133ZM191 194H193L194 197H196L194 193H191ZM12 195H15V194H12ZM83 195H84V193H83ZM74 196L75 195L72 196L71 202L73 201ZM165 198H163V200ZM177 198H179V197H177ZM177 198H175V201H177ZM179 199L182 200L183 202H187L188 203V201H186V198L185 199L179 198ZM1 200H2V198H1ZM90 200H88V203H89ZM191 201H192V199H191ZM67 202L69 203V205L71 204L70 201H67ZM163 203H165V202H163ZM172 203H173V201H172ZM175 203L176 202L173 203L174 206H173V204L169 205V208L168 209L171 208V210H172V212H170V213H174V212L179 213L180 210H178V208H180L181 210L183 209L182 207H180L181 204H182L181 201H180V203H181L180 206H179V203H178V205H177V203L176 204ZM187 203H186V205H187V207H189V205ZM13 204H14V202H13ZM61 204L63 206H65L64 207L65 209L62 208V205ZM191 204H193V201H192ZM182 205L184 206V209H185V204H182ZM167 206L168 205H166V207ZM195 206H197V205H195ZM120 207H123V209L122 210H119ZM174 207H176V209H174ZM263 207H264V193L260 197V202L257 203V206L255 207L256 209L255 208H250V210H249L247 208L249 211L246 209V211L248 212L246 214V216L250 218V217H252V215L253 216L254 215H257L261 211H264ZM164 208H161V209L164 210ZM189 208H187V209H189ZM6 209H8V208H6ZM6 209L4 210L5 212H6ZM89 209H90V211L91 210L92 211L90 212ZM158 209H160V207ZM158 209L155 210V211L158 212ZM168 209L165 208V210L167 212L169 211ZM55 210H56V212L58 211L57 213H61V216L62 217L61 216H59V217H61L63 219V221H61L60 219H58V220L61 221L60 222V225H59L58 222L56 223L54 221L55 218H56V220H57V218H59V217H56V215L53 214V213H55ZM72 210H71V212H72ZM94 210L96 211V214L97 215L94 214L95 213ZM125 210H124V212H126ZM163 210H161V212L159 213V215L161 213H163L162 216H160L161 218L158 217L159 216L158 214H157L158 219L156 217H154V220H157V222L159 224L156 223V221L153 220L152 216L148 215L149 217L152 218L151 220L154 221L153 223L151 222V225H153V227L154 226H157V224H158L157 228L154 227L158 231L157 234L155 233L156 231L154 230L153 227H151L152 229L150 228L153 231V233H154L153 235L154 236L151 235L152 234L151 231H150L151 233L148 234L149 232H146L147 229H146V231H144V230L143 231H140L141 229H144L145 228L146 225H144V224H146V222H142V223H144V224H142L140 222V220L142 221L144 219H139V216H136L138 213L137 214H135L136 212L134 213V215L136 217H138L137 219H139L138 222L140 223V225H142L141 226V229L139 230L142 233L141 234L142 238L145 236V234H147L145 236L147 239L144 237L146 240L145 239L142 240V238L140 236V233H139V231H138L137 228L134 227V229H133L132 225L135 224V223H132L131 222L132 223V225H131V223H130V221L128 219L127 220L126 219H123V220H126L127 221V222L124 221L125 222V225H123V228H126V227H128V226L131 225L130 228L132 227L131 229H133V230L130 232L131 229L130 230L128 229L129 230V231L127 230L128 232L127 231L124 232V236L121 235V236H118V237H124V238H126V237H132V236H129V235H134L135 236V235L139 234V238H141V240H139L137 238L138 236L135 237V240L137 239L138 242L140 241L139 243L141 245H140V247L139 246L137 247L136 241L133 240L135 242H134V245L133 244L130 245V246H133V248L131 247L130 251L134 252L133 250H135V252L137 251L139 253L138 254L139 256L142 255V254H143L142 256H147L148 254L153 253V252H150L149 250H151V251L153 250L154 251V249H155L154 246L156 247L155 250H157V248L160 246L159 245L160 242H158V240H157L158 237H159V236H157L158 233H159V235H161L160 236L161 238H164L165 236H168L165 233H168L170 235V233L167 231L165 233L163 232V234L165 235L164 236V235H162V232L161 231H165L167 227L169 228V226H174V224L172 225V223L173 222L176 223V222L175 221H172V219L173 220L174 219L176 220L177 217L174 218L173 217L174 215H173L172 216V219H169V218L167 219V218H165L167 214L166 213L164 214V212H162ZM197 210H199V209H197ZM52 211H54V212H52ZM97 211H98V213H97ZM92 212H94V213H92ZM124 212H123V214H124ZM141 212H143V213H141ZM7 214H8V212H7ZM11 214H13V213H11ZM11 214H9V215H11ZM14 214L16 216V213H14ZM120 214H122V213H120ZM154 214L156 215V213H153V216H154ZM169 214H168V216H169ZM146 215H147V213H146ZM78 216H81V217L83 216L85 219L82 217L83 218L82 221H78L80 223H77V221H76L77 218L76 217H78ZM111 216H113V215H111ZM99 217L101 218V220H100ZM149 217H147L148 218L146 220L147 222L151 221L149 219ZM5 218H9L8 215H6ZM164 219L166 221H164ZM178 219L180 220V218H178ZM84 220H87L86 222L89 221V223L84 222ZM96 220H98L99 223ZM169 220H171L170 221L171 223L170 222H167ZM100 221H102V222L100 223ZM161 221L162 222H166L165 225L162 224V223H160ZM0 222H2V220H0ZM37 222H39V223H37ZM81 222H84L85 223V224L83 223L84 224V227H87V228L82 227L83 224ZM133 222H135V221H133ZM203 222L206 223L205 220ZM12 223H13V221H12ZM117 223H119V222H117ZM139 223L136 222V225H138ZM155 223H156V225H155ZM68 224H69V226H68ZM79 224H80V226L81 225L82 226L80 227ZM86 224H88V225L85 226ZM104 224L105 223H103V225ZM120 224H123V223L122 222L119 223V227L121 228L122 226H120ZM127 224H129V225H127ZM147 224H149V223H147ZM160 224H162V225H160ZM179 224L180 223H178V225ZM108 225L109 224L107 223V226ZM167 225H169V226H167ZM107 226H105L106 228H102V229L103 230H105V229L107 230V228H108ZM162 226H163V228H162ZM164 226H165V229H164ZM115 227H117V230H118V226H115ZM158 227H161V228H158ZM114 228H112V226L110 228V226H109V229H111L112 231H109V229L107 231L108 232L115 233L117 235V233L119 231L116 233V231H115L116 229H114ZM34 229H33V231H35ZM102 229H100V231H102ZM135 229H137L136 231H138V232L135 231L134 233H136V234H133V231ZM10 230H8V231H10ZM113 230L115 232H113ZM119 230L122 233L124 231V229H123V231H121V229H119ZM36 231H38V230H36ZM107 231H105L106 234H108ZM75 232L74 233L70 232V234H72V235L74 234L75 235L76 234ZM143 232L145 234H143ZM112 233H111V235H114ZM195 233L197 234L196 231H195ZM34 234L36 235V233H34ZM38 234L36 235V237L38 236ZM79 234H81V233H79ZM87 234L85 233L84 234L85 236H83V233H82V237L81 238L83 240L81 239V241H79V243H77V244H76V241L73 240V239L72 240L75 241L74 243L72 242L73 245H71L70 243H68V244H70V246H75L74 248H72V251L71 250L70 251H71L72 254L74 253L76 255H79L78 257H76V256L75 257H76V259H80V260H78L80 264H87L88 262H90V261L92 262L93 261V260H91V257H92L91 254H90L91 256L89 254H88V256L84 255L86 253V251L89 250V248L86 250V248L84 249V247H83V246H85V243H87L89 241V239H87L88 240L87 241L86 239L84 240V238H83V237H86ZM103 234L104 233L102 232V235ZM199 234H197V235H199ZM10 235H12V234H10ZM118 235H120V233H118ZM155 235L157 236V238H156L155 241H153L152 239H154ZM31 236H32V234H31ZM78 236H79V238L78 237L77 238L79 240L80 239V235H78ZM88 236L86 238H89ZM151 236H153V238H151V240L148 239ZM11 237L12 236H10V238ZM95 237H98L99 239L98 238L95 239ZM160 237H159V241L161 240ZM192 237H194V236H192ZM223 237H225V236H223ZM65 238H67V236H65ZM75 238L76 237H74V239ZM77 238H76V240H77ZM113 238H115V237L112 236V239ZM168 239H172V238H168ZM222 239L226 240V238H221V240ZM68 240H66V241H68ZM147 240L150 241V242L153 241L151 243V245L150 244L149 245L151 247L153 246L154 249L151 248L150 246H147V244L149 243V242L146 243ZM141 241H143V242H141ZM51 242H50V244H51ZM89 242H92V241H89ZM110 242H107V243H110ZM157 242L159 244L156 245L155 243H157ZM168 242H169V240H168ZM219 242H221V241H219ZM223 242L226 245V242L225 241H223ZM14 243H15V240H14ZM101 243H100V245H101ZM153 243H154V245H153ZM200 243H199V245H200ZM12 244H13V242H12ZM29 244H30V242H29ZM29 244H27V245H29ZM196 244L198 246V242ZM196 244H194V245H196ZM203 244L204 243H202V245ZM44 245H42V246H44ZM55 245L53 244L54 250L57 249V248H55ZM202 245H200L201 248H202ZM206 245H208V244H205V246ZM225 245H222V246H225ZM48 246L47 247L45 246V247L46 248H49ZM209 246H211V245H209ZM209 246H207V247L210 248ZM16 247H17V245H16ZM25 247L27 248V246H25ZM41 247L39 249H41ZM62 248H61V250H62ZM129 248L130 247H128V249ZM160 248L161 247H159L158 249H160ZM166 248H167V246H166ZM208 248H206L205 250L203 248L202 249H203V251H206ZM260 248H258V250ZM17 249H19V247H17ZM29 249H31V248H29ZM37 249H38V246H37ZM37 249H35V250H37ZM137 249L141 253H142V250H143V252L145 254L144 253L140 254V252ZM190 249H189V251H190V254H191L192 248H190ZM202 249H200V247H199V250H202ZM223 249L225 250L226 248H223ZM223 249H221V250H223ZM193 250H194V248H193ZM209 250H211V249H209ZM224 250H223V252H224ZM31 251H33V250H31ZM163 251H165V249ZM186 251L187 250H185V252ZM194 251H192V253H194ZM203 251H201V253H203ZM58 252H59V250H58ZM126 252H125V254L123 253L124 255H122V257H121V255H118V256H116L117 258L115 257L113 259V260H115L116 264H118V263L119 264L125 263V259L124 258H126L128 256H129L128 259H131L132 258L134 260L138 257L136 255V258H135V256H134V254H136L135 252H134V254H131L132 252H130V255L131 256L133 255L134 258L131 257L130 255L126 256L127 255ZM147 252H150V253H148L146 255ZM169 252H171V251H169ZM169 252H168V254H171ZM185 252H184V257H182V258H180L181 255L180 256L179 255H176L175 256V257L179 256V259H181V260H178V257H177V259L174 258V257H171L172 254L169 255L170 256V259H173V261L171 260L170 263H173V262L174 263H177V262L179 263V262H181L180 264H185L188 261V259H189L186 256V255H188V253L187 252L185 253ZM195 252H196V256H197L198 255V253H197L198 251H195ZM256 252H257V250H256ZM35 253H37V252H35ZM54 253H55V256H56L57 251L56 252L53 251V254ZM91 253H93V252H91ZM201 253H199V257L201 256ZM206 253H208V252H206ZM23 254L26 255L25 252ZM27 254H29V251L27 252ZM50 254H52V252H50ZM67 254H68V251H67ZM160 254H162V253H160ZM166 254L165 253L163 254L164 257H169L168 254L167 255ZM175 254H177V253H175ZM105 255H106V253H105ZM29 256H28V258H29ZM99 256H101V255L99 254ZM99 256H95V257H99ZM159 256H161V255H158V257ZM190 256L192 257V255H190ZM211 256L205 257V255H204V256H201V258L202 257H205V258L209 259V257L211 258ZM46 257H48V256H46ZM59 257L60 258L63 257L62 259L63 260H67V262H68V259H66L67 256L60 255ZM59 257H54L53 259H51V260H53V261H51V263L52 264H54V263L55 264H57V263L58 264H60V263L61 264H64L65 262L62 261L63 262L62 263V262H60V259L58 260ZM89 257H90V259H89ZM102 257H104V255ZM185 257H187V258L185 259ZM48 258L50 259L51 257H48ZM69 258H71V257H69ZM205 258H203V261L206 260L205 263H207V261H210V260H207ZM44 259L45 258H43L41 261H43ZM49 259H47V260L49 261ZM73 259L71 258L69 260H73ZM76 259H74V260H76ZM96 259H98V258H96ZM161 259L165 261V259H167V258L164 259L163 257H161ZM174 259L177 262H175ZM47 260L46 261L44 260L43 263L48 264L49 262ZM190 260H192V259L190 258ZM190 260L188 261L189 263H187V264H190ZM194 260H195L196 263H198L196 261V260H198L197 257ZM194 260H192V262H191L192 264L195 263V262H193ZM203 261H201V262H203ZM71 262H73V261H71ZM107 262H109V264L110 263L111 264L113 263V262H110V260L106 261V263ZM155 262H158V261L155 259ZM51 263H49V264H51ZM170 263H168V264H170ZM68 264H69V262H68ZM73 264H74V262H73ZM125 264H130V263H127V261H126ZM207 264H210V263H207Z\"/></svg>","mask_w":264,"mask_h":264}]
</instances>
